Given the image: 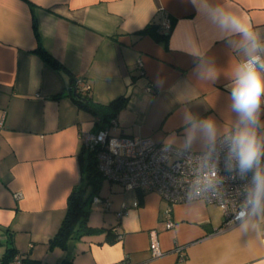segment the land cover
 I'll return each instance as SVG.
<instances>
[{
    "label": "crops",
    "instance_id": "0c3cea01",
    "mask_svg": "<svg viewBox=\"0 0 264 264\" xmlns=\"http://www.w3.org/2000/svg\"><path fill=\"white\" fill-rule=\"evenodd\" d=\"M29 2L0 0V258L11 234L18 256L41 264H58L67 254L72 264H121L125 255L129 264H175L180 254L186 264H264V199L261 211L230 227L212 204L178 202L172 205L174 225L166 228L165 199L119 185L103 197L108 209L95 204L104 212L101 225L90 226L103 231L66 248L48 247L68 195L80 183L81 132L106 124L73 100L74 77L86 80L98 108L129 94L111 119L116 134L203 150L242 126L231 89L236 67L248 58L241 37L222 30L211 14L219 9L241 16L264 44V0ZM153 19L169 20L166 45L141 33ZM39 43L64 68L47 64L35 51ZM259 55L264 58V50ZM202 121L214 125L213 136L201 129ZM253 127L262 150L264 95ZM135 199L138 206L116 216L122 203ZM111 227L121 234L115 241L105 232ZM151 229L158 232L162 256L150 252Z\"/></svg>",
    "mask_w": 264,
    "mask_h": 264
},
{
    "label": "built area",
    "instance_id": "2783aa9c",
    "mask_svg": "<svg viewBox=\"0 0 264 264\" xmlns=\"http://www.w3.org/2000/svg\"><path fill=\"white\" fill-rule=\"evenodd\" d=\"M163 26L169 27V20ZM70 90L77 97L89 96L90 87L83 77L75 76ZM116 130L117 124L112 121L97 132H81L82 144L96 149L97 170L103 178L118 184L125 192L153 191L165 199L169 203L165 209L166 228L174 225L172 205L178 202L202 200L220 208L224 227L233 226L252 212L247 201L255 187V171L264 174V148L253 170L241 173L236 157L230 154L234 130L222 133L203 150L158 143L138 135H120ZM92 204L110 207L109 200L98 194L92 197ZM138 204L136 199L130 205L122 203L116 216L121 217ZM242 210L247 214L240 218ZM149 249L153 257L165 252L156 229L149 231ZM179 249L175 250L179 252ZM121 264H129L126 255ZM175 264H186L182 254Z\"/></svg>",
    "mask_w": 264,
    "mask_h": 264
},
{
    "label": "trees",
    "instance_id": "16d2710c",
    "mask_svg": "<svg viewBox=\"0 0 264 264\" xmlns=\"http://www.w3.org/2000/svg\"><path fill=\"white\" fill-rule=\"evenodd\" d=\"M29 2V0H27ZM30 6L32 4L29 2ZM159 14V13H158ZM162 16L161 14H159ZM164 27L156 19L148 22L141 30V33L151 35L155 40L167 44L170 28ZM35 35H37L36 23H33ZM41 58L53 68H64L40 43L35 50ZM77 105L90 111L95 116H101L104 126L110 124L114 114L124 107L129 99L128 93H123L109 102L105 108H98L91 104L90 96L79 94L78 97L72 95ZM97 118V117H96ZM103 126V127H104ZM80 162V183L73 187L67 198V205L64 215L55 233L48 240V247L66 248L72 240H78L84 235H92L103 231L102 228L92 227L88 224L89 207L92 205V197L98 194L103 176L97 170L96 149H89L83 144L79 151ZM116 227L106 229L107 237L111 236L109 241H115L121 234L116 232ZM112 233H114L112 235ZM0 264H41L40 260L32 257H19L17 249L13 243L12 235H8L5 250L0 258ZM58 264H72L70 257L62 259Z\"/></svg>",
    "mask_w": 264,
    "mask_h": 264
},
{
    "label": "clouds",
    "instance_id": "9594fccd",
    "mask_svg": "<svg viewBox=\"0 0 264 264\" xmlns=\"http://www.w3.org/2000/svg\"><path fill=\"white\" fill-rule=\"evenodd\" d=\"M211 18L222 30L241 37V47L248 56L236 67L231 89L232 109L238 114L239 124L242 126L238 127L230 144V154L236 157L241 173H246L253 170L261 156V145L253 126L258 123L261 96L264 95V74L260 71L264 68V58L259 55L264 50V44H261L258 35L241 16L217 9L211 14ZM193 127H196L195 123ZM200 127L208 136L214 135L215 129L211 122L202 121ZM253 183L255 187L249 193L247 202L251 204L252 212L256 213L262 210L264 198V174L259 170L253 175ZM246 214L242 210L240 218Z\"/></svg>",
    "mask_w": 264,
    "mask_h": 264
},
{
    "label": "rangeland",
    "instance_id": "374dc122",
    "mask_svg": "<svg viewBox=\"0 0 264 264\" xmlns=\"http://www.w3.org/2000/svg\"><path fill=\"white\" fill-rule=\"evenodd\" d=\"M118 184L116 183H111L110 181H108L107 179H103L101 182V185L99 187V191H98V195L101 197H106L108 195V193L110 192L111 189L117 188ZM92 204V203H91ZM90 213L88 215V224L89 225H101V220H102V214L104 211V208H102L101 205L97 206L95 204H92L90 207ZM97 226V227H99ZM76 240H73V242H75ZM72 242V241H71ZM71 242L69 243V245L71 244ZM68 245V246H69ZM68 258V254L64 255V258L62 259H67ZM70 259L72 260V256L70 257Z\"/></svg>",
    "mask_w": 264,
    "mask_h": 264
}]
</instances>
